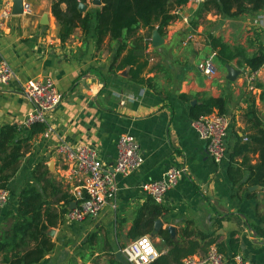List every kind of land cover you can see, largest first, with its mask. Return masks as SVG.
Masks as SVG:
<instances>
[{
    "label": "crops",
    "instance_id": "crops-1",
    "mask_svg": "<svg viewBox=\"0 0 264 264\" xmlns=\"http://www.w3.org/2000/svg\"><path fill=\"white\" fill-rule=\"evenodd\" d=\"M4 1L11 2L7 16L2 15ZM23 1L30 4V13L12 14V0H0V64L6 62L16 76L0 84V129L27 128L22 158L8 184V202L0 208V228L12 222L9 212L16 211L20 191L35 187L45 191L59 215L66 206L67 211L47 231L53 249L33 264H113L112 259L122 264L115 252L141 235L151 237L158 256L174 247L182 259L202 255L213 245L225 255L240 254L252 264H264V188L246 183L247 168L259 162L251 135L264 125V71L253 90L242 78V71L251 68L246 60L262 57L264 6L224 17L215 7H205V0H188L171 10L174 19L163 33L158 24L154 29L140 25L114 58L116 41L106 37L97 48L94 34L79 26L61 40L54 0ZM84 2L83 14L95 8ZM155 30L162 41L157 46L152 44ZM209 36L229 47L234 54L229 61L220 62ZM131 55L135 62H128ZM210 55L217 72L207 76L199 63ZM137 64L144 65L138 75L144 82L131 76ZM227 66L239 71L234 80L226 78ZM42 78L54 82L61 101L47 113L46 125L26 127L23 121L32 103L22 86ZM208 99L219 102L210 113L230 119L227 156L220 162L208 155L192 125L193 108ZM123 134L137 140L141 166L117 176L115 197L96 217L71 220L67 213L75 199L67 205L62 195L72 197L77 181L63 164L58 145L91 144L111 167ZM241 145L247 148L239 153ZM169 167H185L186 172L158 203L141 186L160 180ZM152 203L162 207L153 221ZM156 219L162 222L159 229ZM135 223L141 235H133Z\"/></svg>",
    "mask_w": 264,
    "mask_h": 264
},
{
    "label": "trees",
    "instance_id": "trees-1",
    "mask_svg": "<svg viewBox=\"0 0 264 264\" xmlns=\"http://www.w3.org/2000/svg\"><path fill=\"white\" fill-rule=\"evenodd\" d=\"M80 1L85 0L53 1L52 13L59 23L60 39L67 38L73 28L79 26L83 33L94 34L97 48H100L106 37L110 43L116 41L117 46L114 50V58H116L124 49L125 40L133 36L140 25L154 29L155 24H158L156 29L163 33L164 27L174 19L171 10L185 4L188 0H102L101 6H92L95 8L89 9L84 14L78 8ZM205 4V7H215L224 17H231L242 12L261 9L264 6V0H205ZM232 8L235 9L232 10ZM209 40L211 46L217 50L220 62L224 63L233 57L234 54H231L225 43L213 36H209ZM130 57L128 62H135L134 55ZM262 61L263 57L246 60L251 69L258 68ZM143 67V64H137L135 70H131L134 80L144 82L143 78H138ZM218 103L216 100L208 99L201 106L193 108V120L210 113L213 107L219 106ZM254 126L257 127L258 124ZM26 131L27 128L12 125L3 126L0 129V189H8L10 178L17 172L23 154L22 148L27 138ZM251 139L259 149V162L247 168L249 176L246 183L264 188V125L257 127ZM246 148V145H241L238 152L241 153ZM71 198L73 196L67 193L62 195L67 205ZM16 201V211L9 212L12 222L6 228H0V264L37 263L53 249L54 243L47 231L58 222L60 215L67 211V206L60 210L59 215L51 207L45 191H38L35 187L24 188L17 195ZM152 204L151 221L162 211L161 206ZM137 227L135 223L134 236L141 235L143 232ZM165 238H169L167 234ZM194 247L195 245L192 249ZM177 249L174 250L173 247L166 255L158 256L149 264H180L183 258L179 259L181 252ZM111 263L119 264L114 259Z\"/></svg>",
    "mask_w": 264,
    "mask_h": 264
},
{
    "label": "built area",
    "instance_id": "built-area-1",
    "mask_svg": "<svg viewBox=\"0 0 264 264\" xmlns=\"http://www.w3.org/2000/svg\"><path fill=\"white\" fill-rule=\"evenodd\" d=\"M202 1V0H197ZM10 1H4L2 15L10 13ZM30 4L23 1V13H30ZM263 61L256 69H245L242 78L246 81L249 90H253L264 71ZM203 74L210 76L217 72V65L213 55L199 63ZM16 78L12 68L3 62L0 64V84H7ZM22 94L32 103V110L27 114L23 125L29 127L33 124L46 125V115L61 101V94L50 78H42L25 83ZM124 99L120 102L123 103ZM230 119L225 114L208 113L193 120L200 139L206 143L208 155L215 162L222 161L227 156L225 136ZM117 157L114 164L106 166L98 156L97 149L91 144L70 146L61 142L57 152L61 154L63 164L72 172L77 184L72 191L76 205L67 214L71 220L78 221L85 217H96L104 205L112 200L118 189L117 176L127 175L138 169L143 162L140 146L133 135L123 134L117 141ZM186 172L185 167H169L160 180L143 183L141 188L154 201L162 202L166 191L176 183L177 179ZM9 199V190L0 189V208L5 206ZM129 264H149L159 255L153 240L148 235H142L120 249ZM180 264H252L251 261L240 254L225 255L215 246H210L202 255H189L182 259Z\"/></svg>",
    "mask_w": 264,
    "mask_h": 264
},
{
    "label": "water",
    "instance_id": "water-1",
    "mask_svg": "<svg viewBox=\"0 0 264 264\" xmlns=\"http://www.w3.org/2000/svg\"><path fill=\"white\" fill-rule=\"evenodd\" d=\"M91 4L93 6H101L102 5V0H91ZM78 8L80 11H83L86 8V3L80 1L78 3ZM23 12V0H12V8H11V13L12 14H20ZM161 37L158 33L157 30H155L152 34V44L154 46H157L161 44ZM239 74L238 70L233 69L230 66H227V79L229 80H234L237 75ZM75 206V203H72L70 208H73ZM162 225V222L160 219H156L155 221V229H159ZM167 230L170 232L171 235L174 233V229L172 226H168ZM115 259L119 261L122 264H129V262L125 259L123 256L122 252L120 250L115 252Z\"/></svg>",
    "mask_w": 264,
    "mask_h": 264
},
{
    "label": "rangeland",
    "instance_id": "rangeland-1",
    "mask_svg": "<svg viewBox=\"0 0 264 264\" xmlns=\"http://www.w3.org/2000/svg\"><path fill=\"white\" fill-rule=\"evenodd\" d=\"M89 1V3H91V1L90 0H88ZM85 3V2H84ZM92 5V4H91ZM93 6V5H92ZM150 237V236H149Z\"/></svg>",
    "mask_w": 264,
    "mask_h": 264
}]
</instances>
